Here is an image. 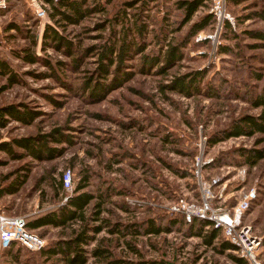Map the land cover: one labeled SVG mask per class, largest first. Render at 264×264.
I'll return each mask as SVG.
<instances>
[{"label":"rangeland","instance_id":"obj_1","mask_svg":"<svg viewBox=\"0 0 264 264\" xmlns=\"http://www.w3.org/2000/svg\"><path fill=\"white\" fill-rule=\"evenodd\" d=\"M38 1L48 14L51 5ZM126 1L131 0H86L93 12L78 24L65 25L61 30L73 44L70 54H65L62 48L55 50L47 45L42 49L37 44L42 22L36 19L30 0H5V8L0 9V61L20 81L7 86L5 76L0 75V87L5 86L0 88V107L26 105L37 111V116L28 124L8 120L0 127V142L10 143L12 138L58 129L59 135H54L59 141L49 136L47 146L60 152L40 159L13 143L11 149L22 152L20 157L0 150V179L8 175L7 181L16 173H26L16 192L1 197V211L28 220L64 202L63 196L70 195L81 173H86L88 190L95 194L108 191L99 214L108 224L82 245L87 256L85 264L97 262L89 251L101 238L114 255L123 258L134 257L127 240L138 247L144 258L163 257L173 264H242L234 258L238 253L233 246L218 251L203 243L198 235H188L185 223L158 233L135 235H120L108 228L117 225L121 229L138 223L145 226L147 217L158 224H167L171 219L183 217L181 212L170 208L180 197L187 203L201 204L206 192L212 194L206 198L210 207L228 208L243 193L254 189L255 196L249 201L242 222L259 236L255 254L264 264V156L247 164L237 152L263 147L264 134L230 136L207 143L212 132L223 129L240 115L256 116L260 111L247 99L264 84V41L245 37L242 30L264 31V22L256 18L239 22L236 15L245 12L244 3L255 1L264 5V0L229 4L227 11L232 14L235 29L224 37L222 33L219 40L230 48V53H217L219 43L210 54V42L195 41V33L182 47L181 59L164 73L156 70L157 66L139 70V54L129 55L125 69L132 73L130 78L92 100L81 89L82 83L89 77L102 78L94 71L97 52L85 48L120 37L122 24L135 20L132 14L137 15L136 22L144 21L147 25L143 39L132 31L135 42L144 44L145 53L166 44L167 39L177 43L190 24V21L182 23V11L167 1L149 0L142 6L139 0H134L132 7L125 5ZM122 9L127 12L125 20L121 18ZM164 17L170 21L172 32L167 33L168 28L164 31ZM12 24L17 28H8ZM212 29L213 24L198 33L208 34ZM23 49L35 54L38 60L23 62L16 56ZM193 70H205L197 93L185 96L160 88L173 77ZM255 72L260 73L259 79L254 77ZM112 76L109 74L103 83L110 82ZM211 89L216 94L209 96ZM66 171L70 189H65L61 181ZM89 207L86 216L93 223L92 206ZM77 224L78 221L66 226L46 224L30 230L42 237L47 246L70 236L71 225ZM206 225L204 229L208 228ZM218 231L223 237L222 230ZM217 240L218 237L214 244ZM0 264L68 263L60 255L46 256L13 241L0 247Z\"/></svg>","mask_w":264,"mask_h":264},{"label":"trees","instance_id":"obj_2","mask_svg":"<svg viewBox=\"0 0 264 264\" xmlns=\"http://www.w3.org/2000/svg\"><path fill=\"white\" fill-rule=\"evenodd\" d=\"M43 1L51 5V10H48L47 14L51 23L45 24L43 27L40 47L44 49V47L48 45L55 50H61L62 48V50H64L62 51L63 53L70 54V48H73L72 41L67 40L61 30L65 29V25L78 24L88 14L93 12L92 7L86 5V0ZM203 1L205 0L179 1V6L181 5L184 10L182 23L191 16L197 7L203 4ZM206 1L208 5V0ZM139 2L142 6H144L146 2H149V0H139ZM124 4L132 7L135 4V1H126ZM99 9L100 8L98 7L96 10ZM126 15L127 12L125 9H122L121 18L124 19ZM259 15H261L264 20V13ZM136 17L137 15L132 14L133 19L136 20ZM165 18L166 17H164V31L167 32L166 28H168V20ZM135 20L128 23V25L125 23L122 24L123 29L121 27V34L117 39L109 38L99 46L90 45L85 48L88 52H92V50L97 52L94 71L98 77L102 78V80L98 78L95 80L92 77H89L84 81V83H82L81 89L88 93L90 99L95 100L100 98V96H104L107 91L120 86L123 82L130 78L132 73L125 69L126 60H128L129 55L139 54V70L147 71L152 67L157 66L156 70L164 73L168 68L172 67L181 59L182 47L186 44L189 38L193 37L197 31L206 26L211 27L214 21L212 16L206 12L205 15L190 24L186 31V35H183L184 37L178 40L177 43H171L170 39H167L166 44L153 48L150 53H145L144 44L140 45L135 42V37L132 36V31L134 30L135 35L143 39L147 32V25L144 21L136 22ZM8 26H10L8 28H17L14 24ZM226 28L229 33L234 29V26L231 27L228 22H224L220 32V35L223 33V37L228 34L225 32ZM128 34H130L131 37H127ZM247 34L251 38L264 41V31H250L247 32ZM163 38H166V36ZM204 41L205 44L206 42H209L208 40ZM216 52L230 53L231 50L227 45L220 43L216 48ZM16 56L21 58V60L25 63H34L38 60V57L31 53L28 49H23L17 52ZM204 73L205 70H193L189 73L175 76L169 80L168 83L161 84L160 88L162 90L169 89L185 96L191 95L193 92L197 93L199 91L197 85L202 79ZM109 74L113 75L110 82L108 80V83H103ZM0 75L5 76L7 86L20 81L19 77L9 69L4 61H0ZM253 75L255 78H260V73L255 72ZM4 87L5 86H2L0 88ZM215 94L214 89L208 91L209 96ZM247 100L251 106L260 108L259 113L256 116L242 114L223 129L212 132L207 137L208 144H213L218 140L225 139L230 136H250L256 132L264 134V84L258 93H256L253 97L249 96ZM36 116L37 111L29 109L26 105H23V107L16 106L15 104L4 105L0 107V127L4 126L8 120H15L23 124H28ZM56 133L59 135L58 129H53L51 133L46 134L12 138L10 143H0V149H5L12 157H20L22 152L11 149V144L13 143L16 146L25 149L27 154L36 158H50L60 152V149L47 146V137L49 136H53L54 141H59V139L55 136ZM237 152L242 155L245 163L253 164L260 157L264 156V146L255 149H237ZM24 179L25 173L20 174V176H16L14 181L9 185L8 189L12 191L15 190L18 185L24 181ZM87 179L88 175L86 173H81L79 180L73 186L72 193L66 197L64 202L60 205L57 204L48 210L40 212L28 220L27 218H24L25 226L28 229L46 224L51 226H66L78 221L77 226L71 225L70 236L57 239L51 242L50 245L42 247L38 250L40 253H43L46 256L60 255L68 264L86 263L87 256L82 245L88 243L90 239L94 237L95 232L99 231L103 226L108 224L105 217L99 216L102 211V203L107 199L108 191L104 190L99 191L96 194L93 193L86 188V185L88 184ZM89 206H92L91 212L94 214L93 216H90L93 223L88 222L89 217L86 216V213L90 211ZM184 223L187 225L186 233L188 235H198L203 243L212 245V247L218 251H223V249L232 247L226 239L218 234V228L208 227L204 229V226L209 223V221L197 217H193L189 222H186L182 217L177 220L171 219L167 222V224L162 225L156 223L153 218L147 217L145 219V226H142V224L140 226L139 223L127 224L123 228L119 229L117 228V225H115L112 228H108V230L110 232L119 231L120 235L127 233H130V235H135L137 233H158L162 230H169L173 225L179 226ZM217 237L218 242L217 244H214L213 241ZM126 242L128 249L131 250L130 252L134 256L133 258H123L114 255L108 247V244L104 243L103 238H101L91 247L89 251V255L94 257V259H97V262L91 264H173L171 260L164 259L163 257L144 258L138 247L127 240ZM234 258L242 264L245 263V260L240 256H234Z\"/></svg>","mask_w":264,"mask_h":264},{"label":"built area","instance_id":"obj_3","mask_svg":"<svg viewBox=\"0 0 264 264\" xmlns=\"http://www.w3.org/2000/svg\"><path fill=\"white\" fill-rule=\"evenodd\" d=\"M56 1V0H53ZM33 12L40 22H48L46 8L38 0H30ZM5 0H0V9L5 8ZM206 12L213 18V29L210 33L202 35L197 33L195 41L208 40L211 45L210 54L213 55L217 44L220 43L219 37L224 22L234 26L233 18L225 9V0H208ZM43 23V24H44ZM62 185L65 189H70L69 172H63L61 176ZM213 179L211 182H214ZM207 191V189H206ZM211 196L206 192L203 195L201 204L187 203L180 197L170 208L182 213V218L189 222L193 217L206 218L208 227H215L222 230L224 239L230 242L238 253L249 264H262L255 254L256 246L259 243V236L254 234L248 224L242 222V215L249 205V201L254 198V189H250L242 194L233 205L228 208L210 207L207 197ZM66 195L63 199H66ZM11 241L22 244L29 250H39L44 247L45 240L33 233L25 226V220L19 215H8L0 209V247L7 245Z\"/></svg>","mask_w":264,"mask_h":264},{"label":"crops","instance_id":"obj_4","mask_svg":"<svg viewBox=\"0 0 264 264\" xmlns=\"http://www.w3.org/2000/svg\"><path fill=\"white\" fill-rule=\"evenodd\" d=\"M165 2L167 1V2H169V4L171 3V4H173V7L175 6V8H177L178 10H181L182 11V16L184 15V10H183V7L180 5L179 6V1H189V0H164ZM240 1H243V2H249V0H225V9H226V11H227V9H228V6H229V4H230V6L231 5H235V4H239V2ZM253 2H255V1H252V2H249V3H244V10L243 11H245V12H243V13H241L240 15H236V18H237V20L239 21V22H245V21H248V20H250V19H253V18H256V19H260V20H262L263 22H264V20L262 19V17H261V15H259V14H263L264 13V5H258V3H253ZM205 3V4H204ZM245 4H252V5H250L249 7H245L246 5ZM206 6H207V1L205 0V1H203V4L201 5V6H199V7H197V9L191 14V16L185 21V22H188V21H190V24L193 22V21H195V20H198L200 17H202L203 15H205L206 14ZM248 10V11H247ZM228 12V11H227ZM199 13V16H197V14ZM232 15V14H231ZM170 16V15H169ZM192 18H194V19H192ZM185 22H183V23H185ZM51 23V21L50 20H48V22H46V23H42L41 25H40V32H39V38H38V40H37V44L40 46V43H41V35H42V30H43V27H44V25L45 24H50ZM190 24H189V26H190ZM170 26H171V24H170V21L168 20V30H169V32H172L171 31V28H170ZM188 26V27H189ZM188 27H187V29H188ZM209 26H206V27H204L203 29H201V30H199V31H197L196 33H198V32H201V31H203L204 29H206V28H208ZM186 29V30H187ZM235 29V28H234ZM233 29V30H234ZM250 31H252V30H249V29H243L242 30V32L245 34V37H249V38H251L250 36H248V34H247V32H250ZM253 31H259V30H253ZM262 31V30H261ZM168 32V33H169ZM225 32H228V29L226 28L225 29ZM251 39H256V38H251ZM258 40V39H257ZM5 141H1L0 143H4ZM7 143V142H6ZM0 150H3V151H5L8 155H10L5 149H0ZM11 156V155H10ZM1 161V160H0ZM25 172H20V173H16V174H14V176H12L11 178H9V180H7L6 181V179L8 178V175H3L2 176V178L0 179V200H1V197L3 196V195H8V194H12V193H14V192H16L17 190H18V188L23 184V182L25 181V179H24V181L22 182V183H20L19 185H18V187L15 189V190H9L8 188H9V185L14 181V179H15V177L16 176H20V174H24ZM12 174V173H11ZM25 177H26V173H25ZM3 210V209H2ZM4 211V210H3ZM5 212V211H4ZM6 213V212H5ZM7 214V213H6ZM8 215H10L9 213H8ZM245 260V259H244ZM246 261V260H245Z\"/></svg>","mask_w":264,"mask_h":264}]
</instances>
